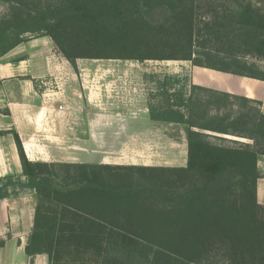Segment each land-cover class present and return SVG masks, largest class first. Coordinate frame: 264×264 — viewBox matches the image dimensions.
<instances>
[{
  "label": "trees",
  "instance_id": "trees-1",
  "mask_svg": "<svg viewBox=\"0 0 264 264\" xmlns=\"http://www.w3.org/2000/svg\"><path fill=\"white\" fill-rule=\"evenodd\" d=\"M0 3V57L47 36L74 68L77 59L185 60L264 80L246 59H264V11L251 0ZM194 90L211 93L212 102L195 99ZM172 95L150 106V116L185 127L184 166L30 161L14 132L25 180L0 179V198L9 188L35 192L28 255L43 253L48 264H264L259 102L196 85L187 97ZM229 99L258 108L209 112Z\"/></svg>",
  "mask_w": 264,
  "mask_h": 264
},
{
  "label": "crops",
  "instance_id": "crops-1",
  "mask_svg": "<svg viewBox=\"0 0 264 264\" xmlns=\"http://www.w3.org/2000/svg\"><path fill=\"white\" fill-rule=\"evenodd\" d=\"M78 60L83 59H77L74 68L47 36L31 37L0 57V179L25 180L14 132L30 161L88 163H109L94 154V147H99L96 138L168 135L173 123L151 118L150 94L172 102V94L187 97L196 85L244 95L258 101L264 113V80L185 60L153 66H81ZM260 164L264 169V156ZM11 190L0 198V264H48L45 254L31 256L25 250L33 226L35 192L28 187Z\"/></svg>",
  "mask_w": 264,
  "mask_h": 264
},
{
  "label": "rangeland",
  "instance_id": "rangeland-1",
  "mask_svg": "<svg viewBox=\"0 0 264 264\" xmlns=\"http://www.w3.org/2000/svg\"><path fill=\"white\" fill-rule=\"evenodd\" d=\"M254 5L258 6L264 11V0H251ZM6 11V7L0 3V14ZM251 62H254L260 69L264 70V59L254 55L246 56ZM179 61L183 60H144L142 62L135 60L125 61H113V60H78L77 65L90 66L91 64H140L143 65H178ZM190 66L188 63H184ZM81 83V79H80ZM99 83V82H96ZM96 85V84H95ZM98 85V84H97ZM106 91V87H101ZM191 89V88H190ZM94 91L99 93V88H94ZM195 99L202 101L210 100L212 102L213 97L209 92H203L200 90H194L193 92ZM84 98V95H81ZM150 103L152 107L165 104L164 98H159L158 95H149ZM222 108L217 111L212 105L210 107L211 114L218 113H232L233 115L238 114L240 111H246L249 107L258 108V105L252 103L245 105L241 100L229 99L227 103L220 105ZM261 110V109H260ZM185 127L180 124H173L168 126L166 136L160 137H100L96 138L99 147H94V154H100L104 160L109 164H136V165H152V166H167L164 164H175V166H181L186 164V140H185ZM214 134L212 132H208ZM216 136L227 138L225 140H240L247 141L244 138H236L232 136H224L220 134H214ZM218 137V138H219ZM225 140L212 138V141L218 143H226ZM95 161L92 160V162ZM174 166V165H173ZM262 173H264L263 165L258 166ZM257 199L258 202L264 205V174L260 177L257 186Z\"/></svg>",
  "mask_w": 264,
  "mask_h": 264
},
{
  "label": "built area",
  "instance_id": "built-area-1",
  "mask_svg": "<svg viewBox=\"0 0 264 264\" xmlns=\"http://www.w3.org/2000/svg\"><path fill=\"white\" fill-rule=\"evenodd\" d=\"M58 109H59V110L62 109V106H59Z\"/></svg>",
  "mask_w": 264,
  "mask_h": 264
}]
</instances>
